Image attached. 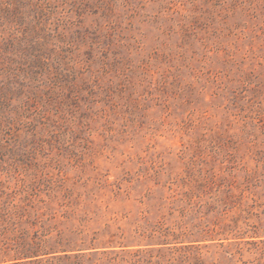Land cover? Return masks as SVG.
Returning a JSON list of instances; mask_svg holds the SVG:
<instances>
[{"label": "rangeland", "instance_id": "374dc122", "mask_svg": "<svg viewBox=\"0 0 264 264\" xmlns=\"http://www.w3.org/2000/svg\"><path fill=\"white\" fill-rule=\"evenodd\" d=\"M80 263L264 264V0H0V264Z\"/></svg>", "mask_w": 264, "mask_h": 264}, {"label": "trees", "instance_id": "16d2710c", "mask_svg": "<svg viewBox=\"0 0 264 264\" xmlns=\"http://www.w3.org/2000/svg\"><path fill=\"white\" fill-rule=\"evenodd\" d=\"M164 244H166L167 242H163ZM37 244V243H36ZM30 247H34V246H32V245H30ZM40 246H38V247H36V248H27L26 249V252H24V253H22L21 255V257H19V258H31V257H36V256H41V255H44V254H47V252H45V250H44V248H39ZM119 247H120V250H125V245H121V244H119ZM80 250H82L83 248H79ZM115 250H113V249H109V248H107V249H105V250H101V253L103 254V255H108V254H110V253H116V252H114ZM138 252H139V250H138ZM74 255V257H83V256H87V255H85V252H77V253H74L73 254ZM66 258H68V256H65ZM110 258H112L113 260H115L116 261V259L115 258H113V257H110ZM122 259V258H121ZM81 264V263H80ZM83 264V263H82Z\"/></svg>", "mask_w": 264, "mask_h": 264}]
</instances>
